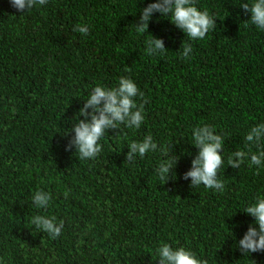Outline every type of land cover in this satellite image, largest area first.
Instances as JSON below:
<instances>
[{
  "label": "trees",
  "instance_id": "trees-1",
  "mask_svg": "<svg viewBox=\"0 0 264 264\" xmlns=\"http://www.w3.org/2000/svg\"><path fill=\"white\" fill-rule=\"evenodd\" d=\"M155 2L48 0L19 12L0 0V264H159L162 243L207 264H264V251L242 254L238 244L250 225L258 229L243 209L264 195V167L249 166L251 154L228 165L237 150H264V131L245 140L264 123V30L240 7L253 0H195L216 21L203 40L157 11L137 33ZM150 38L163 54L146 51ZM120 77L143 93L135 99L144 121L107 128L102 151L82 160L73 129L91 116L80 109L95 86L116 87ZM205 124L223 137V191L184 178L198 154L192 129ZM148 135L156 149L129 162L128 145ZM169 159L162 181L156 169ZM38 190L51 194L47 208L34 204ZM36 215L63 221L60 236L37 229Z\"/></svg>",
  "mask_w": 264,
  "mask_h": 264
},
{
  "label": "clouds",
  "instance_id": "clouds-1",
  "mask_svg": "<svg viewBox=\"0 0 264 264\" xmlns=\"http://www.w3.org/2000/svg\"><path fill=\"white\" fill-rule=\"evenodd\" d=\"M12 7L19 12L31 9L37 5H44L48 0H9ZM240 7L250 13V21L258 29L264 30V0H253L249 3H241ZM157 11L163 17L170 16V22L175 24L183 32H185L191 40H203L210 30L214 29L216 21L213 16L209 15L207 10H199L195 6V0H158V2L149 4L142 10L140 15V23L136 26L137 33L143 34L148 27V20L151 13ZM170 14V15H169ZM73 31L81 34H87L89 29L87 25L77 24ZM149 48L146 50L149 54L153 50H159L164 53L163 43L159 39L150 38L147 40ZM180 46V45H179ZM192 52L190 44H185L181 53L183 58H189ZM136 97H143V93L137 85L127 77H120L118 86L113 88H105L103 86H95L91 94L86 100L84 107L80 109L81 115H90V122L80 120L74 126V138L72 143L76 145L80 159L95 158L101 151L102 146L99 143L105 135V130L109 127L116 128L120 124H124L128 128L138 129L144 121L143 104L139 106ZM102 105V107H101ZM91 108L92 113L85 110ZM98 113V115L96 114ZM264 131V123L253 127L245 140L252 141L253 135L257 141L260 140L261 132ZM192 139L198 148V154L191 161L192 168L184 174V178L191 177L192 186L203 184L205 188L223 191L224 183L217 178V173L224 164L221 155L223 137L213 133V127L210 125H202L192 129ZM247 146V145H246ZM127 160L134 162L133 154L144 157L146 153L156 149V143L151 135L144 137L143 141H133L129 145ZM250 155L249 166L261 165V157H264V150L259 154L252 153L251 148L245 152L237 150L228 157V165L233 168H239L245 162V157ZM232 155L237 157L234 161ZM174 160L169 159L164 163H160L156 169L158 177L165 181L168 179L167 173L172 168ZM259 168V167H258ZM68 193L65 192V197ZM52 199L50 193L36 191L32 200L37 207L47 208L49 201ZM243 211L254 217V223L258 225L248 227L243 237L239 240V248L242 254L264 251V195H258L254 203H250ZM31 223L36 228L46 232L52 239H56L63 230V221L56 222V217H46L36 215L32 217ZM159 264H207L206 260L196 257V255L184 247L173 248L168 243H162L158 249Z\"/></svg>",
  "mask_w": 264,
  "mask_h": 264
}]
</instances>
